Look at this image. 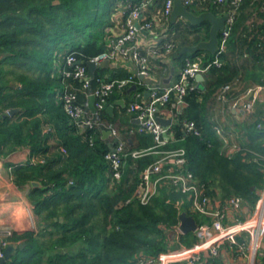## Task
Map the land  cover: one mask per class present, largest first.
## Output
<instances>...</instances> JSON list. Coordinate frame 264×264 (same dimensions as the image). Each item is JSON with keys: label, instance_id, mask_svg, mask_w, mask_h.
I'll use <instances>...</instances> for the list:
<instances>
[{"label": "trees", "instance_id": "obj_1", "mask_svg": "<svg viewBox=\"0 0 264 264\" xmlns=\"http://www.w3.org/2000/svg\"><path fill=\"white\" fill-rule=\"evenodd\" d=\"M55 1L0 0V157L18 146L28 147L38 160L14 165L13 181L18 186L30 181L41 184L31 186L27 194L37 217V230L12 233L7 238L9 244H25L15 249L6 264H136L137 255L157 256L172 246L169 230L178 222L180 210L189 212L188 193L164 184L147 204L139 202V174L153 162L154 155L126 157L121 178H112L105 159L111 145L102 138L104 128L110 124L114 128L116 122L128 123L127 129L117 126L122 134L116 140H124L129 151L153 144L150 134L129 131L133 123L124 116L129 113L126 105H117L112 114L105 108L100 110L101 125L78 132L77 123L63 108L62 94L66 86L76 93L79 104L86 102L87 95L79 79L73 78L75 65L67 63L66 56L72 54L86 65L109 49L110 14L98 20L94 9L96 2L102 1L111 13L119 0H95L90 11L86 6L92 0ZM128 1L132 5L139 2ZM155 2L151 10L161 7L163 0ZM194 4L190 0L186 6L195 14L203 12ZM231 9L232 0H212L207 6L215 15ZM91 12L94 18H90ZM145 14L152 15L149 10ZM163 24L167 27L166 40L175 44L164 57H171L180 70L187 61L198 59L204 67L215 57L221 60L220 66L212 64L203 72L204 90H189L183 96L184 106L170 126L173 140L167 147L185 149L186 167L212 198L240 196L253 204L264 186V130L256 127L261 114L250 116L241 149L228 157L221 152V142L205 117V102L219 86L236 78L245 85L264 84V0L239 1L220 52L200 49L179 54L183 46L208 38L207 21L191 24L179 18ZM149 61L151 73L155 65L166 66L161 58L150 56ZM66 71L71 75L66 76ZM129 74L122 68L110 72L108 67H97L91 88H96L98 79L109 81ZM10 81L20 86H11ZM127 89H114L106 104L125 96ZM11 108L19 110L4 113ZM184 119L194 121L200 134L186 132ZM193 216L198 223L209 220L203 215ZM193 240L192 232L181 236L184 244Z\"/></svg>", "mask_w": 264, "mask_h": 264}, {"label": "built area", "instance_id": "obj_2", "mask_svg": "<svg viewBox=\"0 0 264 264\" xmlns=\"http://www.w3.org/2000/svg\"><path fill=\"white\" fill-rule=\"evenodd\" d=\"M221 3L223 0H214ZM240 0H232V9L226 13L227 30L220 31L217 51H223L225 41L228 36L230 26L234 20L235 8ZM185 5L190 0H183ZM174 0H163L161 7H156L155 0H139L132 5L125 0L121 9L116 10L113 17L118 16V33L113 31L109 38V49L90 60L99 63L104 59L109 61H126L133 63V72L126 78L112 79L104 81L98 79L96 88L89 91L91 81L87 72V65L79 62L72 54L66 56V62L75 65L72 73L73 78L79 79L82 88L86 90L88 96L92 93L95 97L94 105L97 111L105 108L107 97L114 89H123L130 85H143L138 77L148 78L151 74L149 57L163 58L173 51L175 44L167 41V27L163 24L170 21ZM151 12V16H146V11ZM149 34V38H144L147 42L140 43V37ZM155 37V41H149ZM162 49L164 51H162ZM144 52V53H143ZM220 66L221 60L215 57L206 66H201L200 60L187 61L185 66L179 71L176 81L167 84L157 82H147V96L142 91L136 92L133 99L127 103L126 109L138 120L130 132L148 133L153 138V144L147 148L128 150L124 140H116V145L105 154V159L109 162L112 178L119 180L124 169V160L130 156L139 158L145 155H154L156 158L147 165L139 174L140 183L137 186L136 197L142 204H147L158 187L170 184L173 187L188 193L189 201L188 214H199L208 218V221H197V227L192 232L194 240L190 244H184L181 236L184 235L179 228L180 220L170 227L172 233L171 245L166 251L157 256L137 255L136 264H230L236 258L244 261L243 264H264V248L262 235L264 230V186L258 190V199L255 210L246 213L247 206L245 200L240 196H232L218 201L209 196L202 185H199L193 173L186 167V151L183 147L169 148L167 145L173 140L171 124L164 125L159 118L176 119L179 103L183 102V96L189 91L197 88L198 73L205 72L210 65ZM66 76L71 72H64ZM137 77V78H136ZM174 97L175 100H171ZM213 98L216 104L222 109L232 111H242L248 115L261 112L260 120L256 127L264 130V84L253 83L243 86L241 80L236 78L232 82H227L219 86ZM76 93L67 90L65 86L62 94V105L65 112L83 127H94L101 123L96 119L92 121L84 118V104L76 102ZM87 101V99H86ZM167 111L170 117L163 116V111ZM259 110V111H258ZM178 116V115H177ZM79 119V120H78ZM211 120V119H210ZM212 118L210 121L213 130L221 136V142L230 145L229 154L238 152L241 147L228 141L224 131ZM186 132L199 135L200 132L194 121L184 119L182 121ZM110 126H112L110 124ZM109 127L113 136H117V131ZM107 130V129H103ZM264 158V157H262ZM187 210H180L179 213ZM191 214V215H193ZM244 215V216H243ZM253 231H249L250 228ZM10 228L0 231V255L1 250L9 243L7 238L12 235ZM231 257V258H230ZM241 264V263H238Z\"/></svg>", "mask_w": 264, "mask_h": 264}, {"label": "crops", "instance_id": "obj_3", "mask_svg": "<svg viewBox=\"0 0 264 264\" xmlns=\"http://www.w3.org/2000/svg\"><path fill=\"white\" fill-rule=\"evenodd\" d=\"M193 1L195 2L194 7L198 10L201 9L203 11H208L207 6L209 4V1L210 3L212 2V0H193ZM124 2L125 0H119V3L118 4L116 3V6L112 8L111 13L109 11L111 24L109 27H107V29L111 33H112V28H113V31L116 32V34L118 33V25H119L118 16L115 15V17H113V14L116 10L118 11L119 9H121ZM140 38L141 39L139 41L141 45H144L145 43H147L144 41V38H149V34H143ZM150 40L151 42H154L156 39L155 37L154 38L151 37L149 41ZM108 44H109V41H108ZM1 58H2V55L0 54V65L2 61ZM162 59L166 61V66L162 68H158V65H155L154 71H153L154 74L151 73L148 78L138 77L143 82V85L136 84V88L129 90V88L132 86L130 85L127 89L126 95L123 97L117 98L111 104H107L105 106V110L108 105H112L113 110L111 111V113H109V114H112V112L114 111L117 105L121 106L120 104L116 103V101L119 99H123L125 105L127 106V103L133 99V96L136 92L142 91L143 94L147 96L146 85H145L147 84V82H156V81L158 82L159 81V82H163L164 84H167V83L176 81L178 73L180 71L179 65L176 62H173L171 57L169 58L163 57ZM2 65H4V63H2ZM6 66L7 65L5 63L4 68ZM105 67H108L110 69V72H114V70L119 69V68L127 70L129 73H132L134 70L133 63L130 60L110 61L109 64ZM172 68H174L173 73L171 71ZM169 76H171V79L169 82H166L165 79H167ZM204 82L205 80H204V75H203V83ZM241 83L243 86H245V83L242 80H241ZM9 85L18 87L20 86V83L10 81ZM124 106H121V107H124ZM181 109H183V107ZM259 110L261 114L262 110L261 109ZM99 111H97V120H98ZM162 115L166 117H170L169 113H167L166 110L163 111ZM177 115H179V113H177L176 111V116H175L176 119L178 118ZM252 115H255V113H253ZM252 115H248L247 113H244L242 111L235 112L227 108L222 109L218 104H216L215 99L213 97H210L205 102V117L207 121L209 122L211 129L213 130V127L210 121L212 120V118H214L216 120L215 122L219 124L221 128L223 129V131L225 132L224 135L228 137V141L235 143L238 146H241L240 143L243 142L245 139V136H244L245 135V125L248 122V120L251 119L250 116ZM124 116L127 117V119L133 123L131 124L132 127H134L137 124L138 120L136 119V117H134L132 113L129 112L128 114H125ZM88 117H91L90 112L88 113ZM176 119H173L172 121ZM119 125H121V129L122 128L127 129L130 126L126 122H124L123 124H121L120 122H116L114 125L115 126L114 129L117 131V136L122 134L119 131L120 128L117 127ZM77 128H78L79 133L84 131V127L80 124L78 125V123H77ZM47 129H48L47 126L44 127L43 132H46ZM104 129L109 130V128H104ZM103 131H106V130H102V132ZM213 132L215 136L218 138V140L221 142L222 137L219 136L214 130ZM117 136H113L111 133L105 134V135L102 133V138L106 139L109 145H111L110 150L111 148L114 147L112 144L116 142ZM129 143H132V139H129ZM229 147L230 145L221 142L220 150L224 155L228 157L233 155V154L231 155L228 153ZM35 160H38V158L35 156H32L30 149L26 146H18L15 150L8 152L6 156L0 157V231L4 230L5 228H10L13 233L20 234V233H23L29 230H33V231L37 230L36 227L35 229H33L32 227L33 223H32L31 217H32L33 210H32V204L28 200L27 194L31 186L39 187L41 186V184L36 181H30L28 183H25L24 185L18 186L13 181V176L11 177V169L14 165L26 164L29 161L33 162ZM40 161L42 160L40 159ZM33 182H36L37 185L32 184ZM216 199L218 201L224 202V200H226L227 198L221 199L217 197ZM257 199L258 197L256 198L253 204L245 203V205L247 206V209H246L247 211L245 214L252 213L255 210ZM249 231L252 232L253 228L251 227ZM170 234H171V239H172V233ZM262 243H263V248H264V230H263V235H262ZM243 262L244 261H241L240 259L236 258L234 261L232 260L230 264H238V263L243 264Z\"/></svg>", "mask_w": 264, "mask_h": 264}, {"label": "water", "instance_id": "obj_4", "mask_svg": "<svg viewBox=\"0 0 264 264\" xmlns=\"http://www.w3.org/2000/svg\"><path fill=\"white\" fill-rule=\"evenodd\" d=\"M55 2H58V0H56ZM179 18L185 19L191 24H200L204 21H207L210 23L208 38L206 40H201L194 45L183 46L179 52L180 55L185 54V53H192L200 49H204V50L210 51L211 53H215L217 49V45H218L220 31L228 29L226 25L227 14L215 15L210 11H203L199 14H195L189 10V8L183 3V0H174L173 9L170 15V22L174 23ZM79 62L83 63V60H79ZM109 62H110L109 59H104L100 61L99 63H96L93 60L86 61L87 72H88L90 81H92V79L94 78V72L96 68L105 67L109 64ZM171 71L173 73L174 68H172ZM195 78L197 79V88L200 90H204L205 85L203 83V74L198 73L195 76ZM170 79H171V76L165 79V81L169 82ZM134 88H136V85H132L129 88V90L134 89ZM91 89L92 88L90 86L89 91H91ZM94 101H95V97L92 93H90L87 96V101L84 105V109H85L84 118L85 119H90L92 121H95L97 119V109L94 105ZM116 103L120 104L121 106L125 105L123 99L117 100ZM183 106H184V102H180L178 110H181ZM112 110H113L112 105H108L106 107V111L108 113H111ZM16 111H18V108H11L8 111V113L13 114ZM89 112L91 113V117H88ZM159 120L164 125H169L174 122V121H171V119L169 118L167 119L159 118ZM102 133L105 135V134H109L110 131L106 130V131H103ZM32 184L37 185L36 182H33ZM179 220H180L179 228L184 234L193 232L197 227V222L195 220V217L191 214L186 213V211H182L181 213H179ZM24 244H25L24 241H22L18 245L10 243L4 249H2L1 255H0V264H6V262H8L10 258L12 257L15 249L17 247H20V248L23 247Z\"/></svg>", "mask_w": 264, "mask_h": 264}, {"label": "rangeland", "instance_id": "obj_5", "mask_svg": "<svg viewBox=\"0 0 264 264\" xmlns=\"http://www.w3.org/2000/svg\"><path fill=\"white\" fill-rule=\"evenodd\" d=\"M94 2H96L95 0H92L89 4H87V6H86V9L88 10V11H90L91 9H92V7H93V5H95L94 4ZM96 6H98L97 8L95 7V11H97L98 13H97V19L98 20H101L100 18H102L103 17V15L105 14V15H109V10H110V8H104L103 7V3H102V1L100 2V1H97L96 2ZM90 8V9H89ZM91 16H93L92 15V12H91V14H90V18H94V17H91ZM58 56V55H57ZM8 112V110H5L4 111V113H7ZM11 177H12V175H11ZM71 182V181H70ZM32 223H33V225H32V227H33V229H35V227L37 228V218H36V216L34 215V213L32 212ZM36 231V230H35Z\"/></svg>", "mask_w": 264, "mask_h": 264}]
</instances>
